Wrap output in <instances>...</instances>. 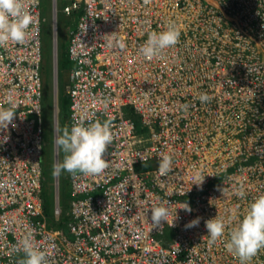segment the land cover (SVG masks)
<instances>
[{"label": "built area", "instance_id": "1", "mask_svg": "<svg viewBox=\"0 0 264 264\" xmlns=\"http://www.w3.org/2000/svg\"><path fill=\"white\" fill-rule=\"evenodd\" d=\"M24 7L32 18L25 43L0 47V108L16 105L15 127L0 130V264H21L17 243L29 231L47 264H240L225 243L264 195V0H51L54 73L58 12L76 15L67 128L107 120L113 135L102 174L69 173L66 212L54 180L53 214L59 221L65 212V227L49 225L42 196V0ZM171 24L179 43L144 58L148 34ZM162 154L173 159L166 176ZM161 204L170 216L156 227L151 209ZM197 217L199 226L185 229ZM216 217L224 235L209 244L205 221ZM248 264H264V248Z\"/></svg>", "mask_w": 264, "mask_h": 264}, {"label": "clouds", "instance_id": "2", "mask_svg": "<svg viewBox=\"0 0 264 264\" xmlns=\"http://www.w3.org/2000/svg\"><path fill=\"white\" fill-rule=\"evenodd\" d=\"M150 0H145L149 3ZM32 18L24 7V0H0V47H6L9 42L23 44L28 35V29ZM180 31L174 25H168L164 31L150 32L146 42L140 47L142 56L148 60L160 57L166 49L179 43ZM124 48V44H119ZM198 99L202 104L210 103L213 99L207 93H201ZM11 107L0 108V130H7L11 124L15 127L13 119L16 113L12 110L16 107L11 102ZM105 107L107 104L105 103ZM187 105H183L186 110ZM110 121H95L87 125L81 120L74 123L71 128H65L63 134L56 140L57 145L64 151L62 163L54 165V174L67 171L70 174L82 173L85 175H99L108 167L104 159L108 146L113 141ZM173 159L170 154H162L158 172L166 176L172 170ZM211 175V174H210ZM205 177L200 172L195 175V185L202 190ZM223 192V189H218ZM238 195L243 197L241 190ZM182 210L192 212L190 204L185 203ZM170 209L164 204L151 209V220L156 227L168 222ZM200 217L185 224V229L198 227ZM174 226V225H173ZM209 244L215 243L224 235L225 224L218 218L205 221ZM229 253L237 256L240 264H248L251 258L264 248V195L252 202L243 219L229 233V239L225 243ZM17 250L25 254L21 264H47L46 253L34 245L33 232H27L18 241Z\"/></svg>", "mask_w": 264, "mask_h": 264}, {"label": "rangeland", "instance_id": "3", "mask_svg": "<svg viewBox=\"0 0 264 264\" xmlns=\"http://www.w3.org/2000/svg\"><path fill=\"white\" fill-rule=\"evenodd\" d=\"M59 4L62 5V1H59ZM42 15L45 18V22L42 26V40L44 44V65L45 69L43 70V76L44 78L46 77L48 81H51L52 86H53V93H55V99H56V93L58 96V70L57 72L54 73V62H53V43H52V38H53V29H52V11H51V0H42ZM76 21V20H75ZM75 23L73 22L72 18L66 15L64 12L59 10V13L57 15V28H58V60L59 62L62 61V56H64V47L62 45V40L64 41L65 38H69V32L74 29ZM67 51V50H66ZM65 54H69L66 52ZM61 75L62 77L64 76V80L66 83V89L69 85V71L67 69H61ZM42 126L43 130L45 129L46 134L48 137L52 135V127H53V147H44L43 151V156L42 160L44 161V164L47 168H50V166L55 165L56 157H55V151L56 153H59V163H62L63 160L61 159V148L56 145L55 149V138L60 137V124H59V119L56 116V110L55 114L52 116V113L48 109H43L42 105ZM68 127V122L65 124V128ZM138 131H146L147 128L143 125H137ZM58 138H56L57 140ZM52 144V143H51ZM57 144V143H56ZM53 161V162H52ZM66 172V177L69 176V173ZM53 174V183L54 180L57 178V176L54 177V169L52 170ZM51 172L49 171L50 177H52ZM64 176V171H61V177ZM55 178V179H54ZM59 180H60V174H59ZM53 186H55L53 184ZM167 232V231H166ZM166 234V233H165ZM174 236L173 231L168 232V236L165 235L169 240L172 239Z\"/></svg>", "mask_w": 264, "mask_h": 264}, {"label": "trees", "instance_id": "4", "mask_svg": "<svg viewBox=\"0 0 264 264\" xmlns=\"http://www.w3.org/2000/svg\"><path fill=\"white\" fill-rule=\"evenodd\" d=\"M67 38L65 40H62V45L64 47V52L66 53L67 51ZM44 48V44H43ZM44 51V50H43ZM62 56V61L59 62L58 60V119H59V124H60V136L63 134V131L65 129V124L68 121V117L70 114V97L67 93L66 90V83L64 80V76L62 77L61 75V69H67V71H70L75 63L73 60H71L68 56V54H65ZM45 61V59H44ZM43 61V67H42V73L43 70L45 69ZM43 84H44V95H43V109H48L51 113L52 116L55 114V93H53V86L51 81H48V79L43 76ZM53 127H52V135L51 137L46 134V131L44 129V147L50 146L53 147ZM52 143V144H51ZM62 150V149H61ZM61 159L64 160L65 153L62 150L61 152ZM53 162V161H52ZM54 169L53 166H50V168H47L44 164L43 161V203H44V211L47 216V220L50 226H60V227H65V224L67 223L68 217L66 216L65 212L68 207V201L70 199V190H69V181L68 177H66V172L64 171V176L61 177V172H60V187H59V193H60V201H61V206L63 207V215L60 217L59 221H56L54 214H53V207H54V186H53V174L52 170ZM49 171L52 174V177L49 175ZM168 232L170 230H167L165 232L166 236H168ZM167 238V237H166ZM167 240H169L167 238Z\"/></svg>", "mask_w": 264, "mask_h": 264}, {"label": "bare ground", "instance_id": "5", "mask_svg": "<svg viewBox=\"0 0 264 264\" xmlns=\"http://www.w3.org/2000/svg\"><path fill=\"white\" fill-rule=\"evenodd\" d=\"M60 7H62L63 9L65 8V6H60ZM74 12L75 11H72V12H70V13H66V12H64L66 15H68L69 17H71L72 18V20H73V22L75 23V17H76V15L74 16ZM59 13V12H58ZM169 20H172V22H174L176 19H175V16L173 15V16H170L169 18H168ZM75 25V24H74ZM201 59H204V57H201ZM257 124H259V122L258 121H255ZM218 127V126H217ZM220 128V127H219ZM216 133V135L220 138V133H218V132H215ZM56 138H58V137H56ZM61 172V171H60ZM60 172L58 173V174H54V177L55 176H57V175H59L60 174ZM55 179V178H54ZM54 184V183H53Z\"/></svg>", "mask_w": 264, "mask_h": 264}, {"label": "water", "instance_id": "6", "mask_svg": "<svg viewBox=\"0 0 264 264\" xmlns=\"http://www.w3.org/2000/svg\"><path fill=\"white\" fill-rule=\"evenodd\" d=\"M55 110H56V116L58 117V111H59V107H58V96H57V93H56V99H55ZM56 138H55V149L57 148L56 147Z\"/></svg>", "mask_w": 264, "mask_h": 264}]
</instances>
